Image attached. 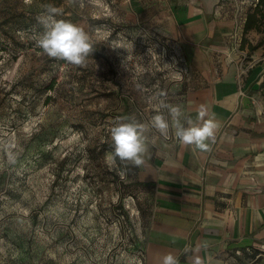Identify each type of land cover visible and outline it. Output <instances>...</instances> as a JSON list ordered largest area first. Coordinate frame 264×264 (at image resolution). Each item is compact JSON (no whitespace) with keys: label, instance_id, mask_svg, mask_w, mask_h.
Segmentation results:
<instances>
[{"label":"rangeland","instance_id":"1","mask_svg":"<svg viewBox=\"0 0 264 264\" xmlns=\"http://www.w3.org/2000/svg\"><path fill=\"white\" fill-rule=\"evenodd\" d=\"M139 3L0 0V264H143L153 192L109 159L108 129L167 115L160 104H175L187 69ZM49 5L93 38L85 66L36 47ZM245 50L247 61L264 59V46Z\"/></svg>","mask_w":264,"mask_h":264},{"label":"crops","instance_id":"2","mask_svg":"<svg viewBox=\"0 0 264 264\" xmlns=\"http://www.w3.org/2000/svg\"><path fill=\"white\" fill-rule=\"evenodd\" d=\"M139 1L180 45L187 75L174 105L193 121L203 106L220 124L211 152L153 132L144 164L130 165L154 199L143 264L168 254L179 264H264V59L234 47L254 0Z\"/></svg>","mask_w":264,"mask_h":264},{"label":"clouds","instance_id":"3","mask_svg":"<svg viewBox=\"0 0 264 264\" xmlns=\"http://www.w3.org/2000/svg\"><path fill=\"white\" fill-rule=\"evenodd\" d=\"M59 14L60 9L49 5L44 14L37 16V23L43 31L33 37L35 45L50 59L64 61L72 66H85L94 51L93 38L79 25L57 20L55 17ZM110 47L120 48L116 41L111 42ZM160 107L167 110V115L158 111L146 123L134 118H117L110 126L108 131L112 152L109 159L112 162L118 159L125 165L142 166L149 143L154 142V137L149 135L153 132L166 137L171 131L180 145L211 152L220 124L214 117L208 116L206 108L201 107L196 117L200 123H197L185 116L180 105L161 102ZM163 264H179V261L168 254L163 257ZM196 264H200L199 260Z\"/></svg>","mask_w":264,"mask_h":264},{"label":"trees","instance_id":"4","mask_svg":"<svg viewBox=\"0 0 264 264\" xmlns=\"http://www.w3.org/2000/svg\"><path fill=\"white\" fill-rule=\"evenodd\" d=\"M253 4L254 6L248 11L246 16L240 47L243 50L248 48L249 51H255L264 46V37L257 44H254L249 39V34L253 31L264 33V0H256Z\"/></svg>","mask_w":264,"mask_h":264},{"label":"built area","instance_id":"5","mask_svg":"<svg viewBox=\"0 0 264 264\" xmlns=\"http://www.w3.org/2000/svg\"><path fill=\"white\" fill-rule=\"evenodd\" d=\"M241 42H242V32H240L239 30H236L235 35H234V47L236 50L240 49Z\"/></svg>","mask_w":264,"mask_h":264}]
</instances>
